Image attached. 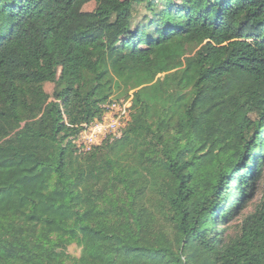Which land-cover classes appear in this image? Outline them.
<instances>
[{"label": "trees", "instance_id": "1", "mask_svg": "<svg viewBox=\"0 0 264 264\" xmlns=\"http://www.w3.org/2000/svg\"><path fill=\"white\" fill-rule=\"evenodd\" d=\"M0 264H264V0H0Z\"/></svg>", "mask_w": 264, "mask_h": 264}, {"label": "built area", "instance_id": "2", "mask_svg": "<svg viewBox=\"0 0 264 264\" xmlns=\"http://www.w3.org/2000/svg\"><path fill=\"white\" fill-rule=\"evenodd\" d=\"M132 98L113 100L102 117L86 125L74 142L79 153L91 151L110 136H118L131 120Z\"/></svg>", "mask_w": 264, "mask_h": 264}, {"label": "rangeland", "instance_id": "3", "mask_svg": "<svg viewBox=\"0 0 264 264\" xmlns=\"http://www.w3.org/2000/svg\"><path fill=\"white\" fill-rule=\"evenodd\" d=\"M94 7H95V4H94V3H90V4H88V5L85 6V9H86V10H92ZM53 89H54V84H52V83H47V84H46V90H47L48 92L52 93V92H53ZM121 99H126V98H120V99H115V100H121ZM262 187H263L262 184H259V186L256 187L257 190H256V188H255V192H254V194H253V196H252L253 198H252L251 201L248 203L247 208H246L245 210H243L242 213H241L240 215H238L236 218H233V219L229 222V225H230V224H235V223H237V222L239 221V219L242 218L241 215L243 216V215L245 214L246 211H251V210H253L255 204H256L257 202H259L260 199H261V197H262V194H263V189H262ZM70 252H71L72 254H75V255H79V254H80V251H79V249H78L76 246H71V247H70Z\"/></svg>", "mask_w": 264, "mask_h": 264}]
</instances>
